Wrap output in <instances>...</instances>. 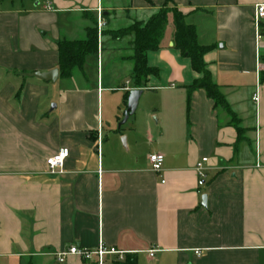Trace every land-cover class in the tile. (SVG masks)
<instances>
[{
	"label": "crops",
	"instance_id": "1",
	"mask_svg": "<svg viewBox=\"0 0 264 264\" xmlns=\"http://www.w3.org/2000/svg\"><path fill=\"white\" fill-rule=\"evenodd\" d=\"M171 2L212 48L204 62L240 135L204 91L187 100L199 75L174 49L171 15L147 54L158 75L118 128L136 90L133 37L111 34L165 0L0 1V264H89L56 254L100 242L125 253L107 264H264V36L253 24L264 0ZM95 24L97 53L61 78L59 43L85 41ZM60 149L68 157L51 175L46 160ZM153 154L164 158L158 174Z\"/></svg>",
	"mask_w": 264,
	"mask_h": 264
},
{
	"label": "trees",
	"instance_id": "2",
	"mask_svg": "<svg viewBox=\"0 0 264 264\" xmlns=\"http://www.w3.org/2000/svg\"><path fill=\"white\" fill-rule=\"evenodd\" d=\"M4 1V0H0ZM171 0H165L164 6L155 13L146 23H133L129 28L113 32L114 40H119L131 35V53L128 60L132 64L131 81L134 89L146 87L149 77L157 76L158 70L152 69L147 64V54L155 52L160 47L163 30L167 24L168 16L171 15L174 25L173 44L174 49L183 58L190 61L191 69L199 78L186 88L188 101L194 91L202 90L207 98L214 103L215 108L224 110L231 118L232 125L240 135L242 130L237 126V119L232 113L218 86L213 82L204 62V56L212 50L211 47L198 44L194 26L188 25L185 17L175 8H169ZM264 36V26L261 32ZM98 49L96 24L94 28L87 30L85 41L60 42L58 45V70L61 78H69L75 69H81L87 56L94 55ZM264 67V57L260 58ZM260 84L264 83V70L259 75ZM128 95V94H127ZM126 95V99H127ZM123 264H136L134 259H128Z\"/></svg>",
	"mask_w": 264,
	"mask_h": 264
},
{
	"label": "built area",
	"instance_id": "3",
	"mask_svg": "<svg viewBox=\"0 0 264 264\" xmlns=\"http://www.w3.org/2000/svg\"><path fill=\"white\" fill-rule=\"evenodd\" d=\"M253 24L255 30L256 40L261 39L262 35L261 32L264 26V4H259L255 6L254 13H253ZM257 96L254 97V102H257ZM68 157V150L67 149H60L57 154L52 157H49L46 160V166L48 173L53 174H60L63 170L64 161ZM207 161L206 158H203L199 164L196 165V173L198 176L197 186L199 188L203 187L206 182V175L205 171L202 167ZM148 162L150 164L151 171L154 173H160L164 158L161 155L153 154L148 156ZM155 251L150 250L148 251V255L150 258L153 257ZM197 253V252H196ZM125 253L116 251L112 248H106L101 242L98 246L94 249H87V248H77L74 246L69 247L66 251H61L56 254V261L58 263H63L68 256H75L80 260L89 263V264H107L106 258L109 256L117 257V260H122V255Z\"/></svg>",
	"mask_w": 264,
	"mask_h": 264
},
{
	"label": "water",
	"instance_id": "4",
	"mask_svg": "<svg viewBox=\"0 0 264 264\" xmlns=\"http://www.w3.org/2000/svg\"><path fill=\"white\" fill-rule=\"evenodd\" d=\"M56 75V72L54 73ZM49 74L48 75H40V74H36L35 77L37 79L43 80V81H48L49 79ZM142 94V90H133L130 92L128 99H127V107L126 110L123 114V120L120 122V124L118 125V128L121 127V125H123L127 119L135 112L137 105H138V100L140 98ZM124 142V140H122ZM205 200L206 198L203 197L202 198V204L205 205Z\"/></svg>",
	"mask_w": 264,
	"mask_h": 264
}]
</instances>
